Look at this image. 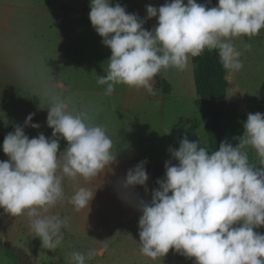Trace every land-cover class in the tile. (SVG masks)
I'll return each instance as SVG.
<instances>
[{"label":"clouds","instance_id":"9594fccd","mask_svg":"<svg viewBox=\"0 0 264 264\" xmlns=\"http://www.w3.org/2000/svg\"><path fill=\"white\" fill-rule=\"evenodd\" d=\"M210 3V0H209ZM90 22L111 50L105 77L112 96L116 86L144 89L151 96L154 78L162 71L184 72L190 58L205 51H218L220 64L227 72H240L242 53L231 43L235 39L258 37L264 30V0H219L208 9L196 0H175L159 9L147 7V19L158 16L152 32L143 30L146 21L109 0H92ZM245 45V51H251ZM48 108L47 126L52 139L44 135L31 139L24 128L39 129L29 115L23 127L16 126L3 143L8 162H0V208L11 217L27 216L31 231L43 249L55 252L61 245L67 221L50 215L65 200L64 181L82 178L90 182L116 162L114 144L107 129L94 124L87 111H68V102L53 96ZM68 147L59 154V139ZM236 147L228 141L209 155L208 149L190 143L185 137L178 151L169 149L173 160L165 164V178L150 203L137 200L139 244L142 256L152 261L164 259L174 250L195 264H264V115H248L242 138ZM259 158L261 168L250 164L247 149ZM127 173L122 188L143 187L149 180L144 165ZM171 193V195H169ZM92 191L79 188L68 201L76 212L89 209ZM127 199V197H126ZM106 250V248H105ZM102 252L72 253V264H86Z\"/></svg>","mask_w":264,"mask_h":264},{"label":"rangeland","instance_id":"374dc122","mask_svg":"<svg viewBox=\"0 0 264 264\" xmlns=\"http://www.w3.org/2000/svg\"><path fill=\"white\" fill-rule=\"evenodd\" d=\"M109 2L111 7L119 4L125 8L126 14L138 15L146 21L143 30L152 32L158 26V16L147 19L146 8L159 9L175 0ZM91 3L92 0H19L17 4L1 5L0 10L17 14L15 18L20 16L9 24L11 28L18 27L16 39H22V52L28 61L20 76L8 69L5 71L10 74L4 75L0 69V136L3 138L0 162L9 161L3 152V143L14 133L10 127H23L29 115L34 116L31 123L40 126L38 130L24 128L29 140L41 134L52 139L53 130L47 126V116L53 96L67 101L70 113L87 111L94 117L96 126L107 129L116 162L90 182L82 178L76 182L65 179V200L50 213L67 221V228L62 230L64 239L55 252L43 249L26 215L14 218L0 208V264H72V253L86 255L91 250H101L103 254L86 260V264H195V260L175 254L174 250L163 260L152 261L142 256L138 234L142 214L135 206L137 200L151 202V193L157 190L154 172L157 167H165L169 161L172 166H178L168 150L178 151L185 137L190 143L208 149L211 155L200 108L195 104L191 58L190 67L184 72L175 69L161 72L171 84L168 94L155 84L154 96L144 89L118 85L112 96H106L107 86H99L97 79L106 78L112 53L91 25ZM218 4L216 0L215 6ZM231 43L242 53L240 62L244 67L238 73L226 71L223 102L238 115L243 137L247 113L264 115V30L258 37H241ZM248 44L251 51H245ZM59 144L58 157L68 147L62 138ZM246 151L250 164L260 169L257 154L250 148ZM144 161H147L144 168L149 177L147 194L140 186L125 191L122 184L127 173ZM79 188L95 194L89 209L78 213L68 201ZM254 231L264 235V228Z\"/></svg>","mask_w":264,"mask_h":264},{"label":"trees","instance_id":"16d2710c","mask_svg":"<svg viewBox=\"0 0 264 264\" xmlns=\"http://www.w3.org/2000/svg\"><path fill=\"white\" fill-rule=\"evenodd\" d=\"M196 3L206 5L208 9L216 7V0H210V3L209 0H196ZM191 62L197 96L195 104L200 108L211 154L226 140L228 143L238 144L234 138H242L243 132L237 120L238 115L223 102L227 81L218 51L214 50L211 53L205 51L202 56L191 58ZM154 84L164 94L171 92V84L162 73L154 78ZM154 172L155 187L158 190L156 182L165 178V167H157Z\"/></svg>","mask_w":264,"mask_h":264},{"label":"crops","instance_id":"0c3cea01","mask_svg":"<svg viewBox=\"0 0 264 264\" xmlns=\"http://www.w3.org/2000/svg\"><path fill=\"white\" fill-rule=\"evenodd\" d=\"M18 1L19 0H0V9H2V4L8 5L12 2L17 4ZM27 7L30 8L31 6ZM17 16L18 15L15 13H7V9L0 10V69L3 70L4 75L10 74L9 71H14V75L20 76L24 74V70L27 67L26 61H28V56L25 57L22 52V39H16L18 35V27L11 28V24H9L10 21H17L18 18L20 19V16L15 18ZM14 23L18 26L16 22ZM32 59L31 56V61ZM5 69H8L9 71H5ZM2 83L11 84L12 82L4 81ZM15 128L16 127H10L11 131H15ZM2 139V136H0V140Z\"/></svg>","mask_w":264,"mask_h":264},{"label":"water","instance_id":"95a60500","mask_svg":"<svg viewBox=\"0 0 264 264\" xmlns=\"http://www.w3.org/2000/svg\"><path fill=\"white\" fill-rule=\"evenodd\" d=\"M248 115H253V113L252 112H248L247 113V118H248Z\"/></svg>","mask_w":264,"mask_h":264},{"label":"bare ground","instance_id":"6f19581e","mask_svg":"<svg viewBox=\"0 0 264 264\" xmlns=\"http://www.w3.org/2000/svg\"><path fill=\"white\" fill-rule=\"evenodd\" d=\"M100 252H101V250H100Z\"/></svg>","mask_w":264,"mask_h":264}]
</instances>
